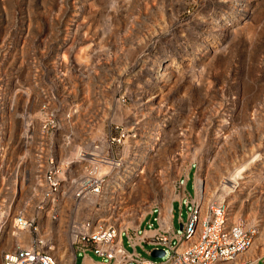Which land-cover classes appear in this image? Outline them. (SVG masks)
I'll return each mask as SVG.
<instances>
[{
  "label": "rangeland",
  "instance_id": "rangeland-1",
  "mask_svg": "<svg viewBox=\"0 0 264 264\" xmlns=\"http://www.w3.org/2000/svg\"><path fill=\"white\" fill-rule=\"evenodd\" d=\"M51 55H64V69L53 70ZM41 85L62 89V97L76 89L71 100L85 88L91 101L105 103L84 105L76 129L108 117L106 107L117 102V121L155 114L150 122L163 135L152 168L176 152L180 176L199 175L204 200L219 196L229 220L254 232L250 258L264 256V163L252 166L261 190L250 203L222 183L264 153V0H0V89L15 102L8 149L20 142L23 124L37 127L38 109L58 99ZM137 93H145L142 100ZM178 216L176 209L181 234Z\"/></svg>",
  "mask_w": 264,
  "mask_h": 264
},
{
  "label": "built area",
  "instance_id": "built-area-1",
  "mask_svg": "<svg viewBox=\"0 0 264 264\" xmlns=\"http://www.w3.org/2000/svg\"><path fill=\"white\" fill-rule=\"evenodd\" d=\"M40 87L58 99L38 109L37 127L23 124L29 129L22 126L20 142L0 166V264H264V256H249L254 232L229 220L219 196L198 197L195 173L180 176L173 167L176 152L155 168L151 161L158 154L138 167L128 165L139 154L138 116L115 120L122 103L108 105V117L76 129L84 105L105 103L92 100L74 114L77 106L66 96L76 89L65 88L62 97V89ZM154 251L163 256L153 258Z\"/></svg>",
  "mask_w": 264,
  "mask_h": 264
},
{
  "label": "bare ground",
  "instance_id": "bare-ground-1",
  "mask_svg": "<svg viewBox=\"0 0 264 264\" xmlns=\"http://www.w3.org/2000/svg\"><path fill=\"white\" fill-rule=\"evenodd\" d=\"M228 2V1H227ZM79 9H73V12H77ZM75 15L72 17L75 18L76 20L78 19ZM61 30V29H59ZM57 31V30H56ZM68 31V30H67ZM66 29L62 31H58V35L61 34H67L68 32ZM66 37H68L66 35ZM69 39H64L63 44L69 43ZM53 43V42H52ZM51 43V44H52ZM51 54V53H50ZM52 56V57H51ZM49 56L53 62L51 66L53 67V70L56 72L58 70H61L65 63H64V55L61 56ZM45 58L48 59V57L45 56ZM78 66V63L75 64ZM51 67V68H52ZM64 69V68H63ZM162 75V73H161ZM38 89V87H37ZM142 91V90H141ZM137 92V91H136ZM140 92V91H139ZM160 93L161 92H156L155 96L150 97V100L153 99L156 101L158 98H160ZM23 96L25 95L24 93L22 94ZM138 96H140L141 100L145 96V93H137ZM136 95V96H137ZM94 96V95H93ZM92 96V97H93ZM29 97V96H28ZM92 97H88V94L86 92V89H82L79 91V94L74 96L72 99L73 103L75 102V105H78V103L83 104V103H88V101H91ZM154 97V98H153ZM162 97V96H161ZM163 98V97H162ZM29 100V98H27ZM93 99V98H92ZM33 101V100H32ZM31 101V102H32ZM138 101V100H136ZM161 101V100H160ZM147 102V101H145ZM14 99L12 95L9 92H3L0 89V166L3 165L5 161V154H7V146L8 142L10 141L11 138V132H12V124H11V119L12 116L14 115ZM148 103V102H147ZM161 103V102H160ZM159 103V104H160ZM78 108V107H77ZM29 110V109H28ZM76 108L74 109L73 112H75ZM32 114L35 113L34 111V104L31 108ZM6 113H8V117H6ZM10 116V119H8ZM138 117H140L138 115ZM156 115L151 113H145L141 115V120L136 122L135 125V140H134V149L138 152L140 148H142V152L137 155L136 161L134 163H128L130 167H138L140 164L144 163V161L148 158H152L156 154H158L162 150V130L160 127L155 125L154 123L150 122L151 120L155 119ZM35 122V121H34ZM147 122L148 124H145ZM36 123V122H35ZM222 123L221 125L219 124L218 128L221 131H224L228 129V123ZM140 127L142 129H140ZM29 129L27 125L23 126V132ZM19 133V132H18ZM222 133V132H221ZM17 142V141H16ZM6 144V145H5ZM160 156V154H159ZM255 162V164H253ZM257 163H264V153L261 154L260 156L255 155L252 160H251V167L246 166V164H242L239 166L235 171L234 174L227 175L226 177L222 178V183L226 186H230V188L233 189V193H237L239 197L242 199L243 202L245 203H250L251 200L260 194L261 187L259 185V180L256 178L254 174V168L257 167ZM253 166V167H252ZM259 168V167H258ZM262 178V177H261ZM264 178V175H263ZM201 179V181H200ZM263 180V179H261ZM260 180V181H261ZM195 187L198 193V197L202 199L205 195V183L203 182V179L199 177V175L196 176L195 178ZM263 191V190H262ZM228 211V210H227ZM166 215L164 216V220H166Z\"/></svg>",
  "mask_w": 264,
  "mask_h": 264
},
{
  "label": "water",
  "instance_id": "water-1",
  "mask_svg": "<svg viewBox=\"0 0 264 264\" xmlns=\"http://www.w3.org/2000/svg\"><path fill=\"white\" fill-rule=\"evenodd\" d=\"M180 229H181V226H180ZM163 256V252L162 251H154L152 253V257L153 258H161Z\"/></svg>",
  "mask_w": 264,
  "mask_h": 264
}]
</instances>
